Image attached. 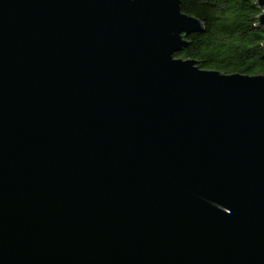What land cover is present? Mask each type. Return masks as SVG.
I'll return each instance as SVG.
<instances>
[{
	"label": "water",
	"instance_id": "95a60500",
	"mask_svg": "<svg viewBox=\"0 0 264 264\" xmlns=\"http://www.w3.org/2000/svg\"><path fill=\"white\" fill-rule=\"evenodd\" d=\"M181 1L0 0V264H264V73Z\"/></svg>",
	"mask_w": 264,
	"mask_h": 264
},
{
	"label": "trees",
	"instance_id": "16d2710c",
	"mask_svg": "<svg viewBox=\"0 0 264 264\" xmlns=\"http://www.w3.org/2000/svg\"><path fill=\"white\" fill-rule=\"evenodd\" d=\"M181 11L198 18L204 32L190 33L175 57L191 58L201 69L264 73V26L255 0H182Z\"/></svg>",
	"mask_w": 264,
	"mask_h": 264
}]
</instances>
